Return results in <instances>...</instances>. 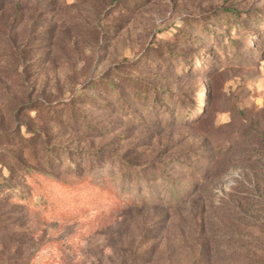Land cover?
Returning a JSON list of instances; mask_svg holds the SVG:
<instances>
[{"label":"rangeland","instance_id":"1","mask_svg":"<svg viewBox=\"0 0 264 264\" xmlns=\"http://www.w3.org/2000/svg\"><path fill=\"white\" fill-rule=\"evenodd\" d=\"M0 264H264V0H0Z\"/></svg>","mask_w":264,"mask_h":264},{"label":"trees","instance_id":"2","mask_svg":"<svg viewBox=\"0 0 264 264\" xmlns=\"http://www.w3.org/2000/svg\"><path fill=\"white\" fill-rule=\"evenodd\" d=\"M126 89H128V96L129 99H126L125 102L123 104H121V108H123V110L126 113H130L133 106H142L146 109H152L155 110L156 106L158 108H163V106H160V104L156 103L157 101L160 100H164L165 97L169 96L170 99V104L165 107L166 108V112L165 113H170V116L172 117V119L174 120V114L177 111V118L176 119H180V118H184V117H188V105L186 101H181L180 106H178L179 104H177L176 102L173 103L172 101V95L173 94H169V93H164L161 96V99L159 100L158 98V91L156 89H152L149 90L147 88V86L145 85L144 87H140L139 83L137 82V80L132 79L131 77L127 76L126 77ZM111 93H113V95H115V93H117V87L116 85H114V83H110L109 86ZM175 97V96H174ZM142 104V105H141ZM150 105H152L150 107ZM110 107L115 108V105H112Z\"/></svg>","mask_w":264,"mask_h":264}]
</instances>
